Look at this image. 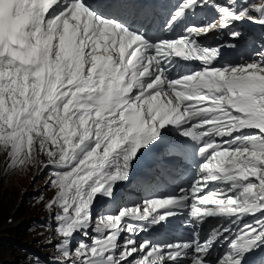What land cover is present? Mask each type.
<instances>
[{
  "label": "snow or ice",
  "instance_id": "1",
  "mask_svg": "<svg viewBox=\"0 0 264 264\" xmlns=\"http://www.w3.org/2000/svg\"><path fill=\"white\" fill-rule=\"evenodd\" d=\"M206 8L219 19L197 22ZM243 20L264 26V3L0 0V150L11 167L43 155L55 169L56 264H264V44L218 65L235 45L201 41ZM162 144L166 163L195 168L189 185L104 208ZM181 210L188 240L139 239Z\"/></svg>",
  "mask_w": 264,
  "mask_h": 264
},
{
  "label": "rangeland",
  "instance_id": "2",
  "mask_svg": "<svg viewBox=\"0 0 264 264\" xmlns=\"http://www.w3.org/2000/svg\"><path fill=\"white\" fill-rule=\"evenodd\" d=\"M38 160L40 163L16 167L10 166L8 158L0 161V184L2 189L12 190L11 188H13L16 191L11 204L13 207L9 212V220L3 222L0 227V240L15 243L18 247L23 248H25L23 246L25 244L30 245V247H37V251L42 255L40 259L46 263L48 257L43 251L47 252L48 248L55 246V243L52 245L51 243L56 233L51 220L53 216L50 215L52 209L48 210L46 207L51 198L47 199L46 202L43 201L46 196L43 188H46L47 196H54L55 189L52 188L49 182L52 177L48 178L49 165L46 166L47 157L41 155ZM34 224L37 226L33 231ZM15 227L21 235L8 232V230L15 229ZM33 259L35 258L32 255H26L27 261ZM49 261L50 264H56V261L50 258Z\"/></svg>",
  "mask_w": 264,
  "mask_h": 264
},
{
  "label": "trees",
  "instance_id": "3",
  "mask_svg": "<svg viewBox=\"0 0 264 264\" xmlns=\"http://www.w3.org/2000/svg\"><path fill=\"white\" fill-rule=\"evenodd\" d=\"M12 190L8 188L2 189L0 184V227L3 222H7L10 217V210L13 206L12 200L14 196V192H16L13 188ZM34 229V226L32 227ZM25 231V230H22ZM9 233L20 234V231L15 227V229L8 230ZM21 235V234H20ZM26 255H30L27 253L26 249L23 247H18L11 242L0 240V264H35L37 263L36 259L31 261L26 260ZM34 258V257H33ZM25 259V260H24ZM39 264H41L39 262Z\"/></svg>",
  "mask_w": 264,
  "mask_h": 264
},
{
  "label": "bare ground",
  "instance_id": "4",
  "mask_svg": "<svg viewBox=\"0 0 264 264\" xmlns=\"http://www.w3.org/2000/svg\"><path fill=\"white\" fill-rule=\"evenodd\" d=\"M206 9H208V8H206ZM206 9H204V11L206 10ZM205 13H206V15H207V18H209V19H211V18H214V13H215V11H213V9H211V8H209V10L206 12L205 11ZM44 161V160H43ZM45 163V162H44ZM49 210V209H48ZM55 209H52L51 211H50V215L52 216V213H53V211H54ZM57 211V210H56ZM51 220L53 221L52 223H55V221H54V218L52 217L51 218ZM35 229H33V231H34Z\"/></svg>",
  "mask_w": 264,
  "mask_h": 264
}]
</instances>
